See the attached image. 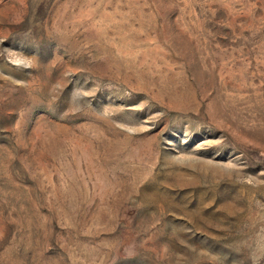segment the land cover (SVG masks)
<instances>
[{
  "label": "rangeland",
  "instance_id": "1",
  "mask_svg": "<svg viewBox=\"0 0 264 264\" xmlns=\"http://www.w3.org/2000/svg\"><path fill=\"white\" fill-rule=\"evenodd\" d=\"M0 264H264V0H0Z\"/></svg>",
  "mask_w": 264,
  "mask_h": 264
}]
</instances>
